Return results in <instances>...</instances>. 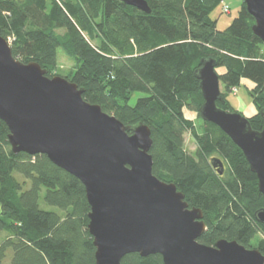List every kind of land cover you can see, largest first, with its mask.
I'll use <instances>...</instances> for the list:
<instances>
[{"label":"trees","instance_id":"1","mask_svg":"<svg viewBox=\"0 0 264 264\" xmlns=\"http://www.w3.org/2000/svg\"><path fill=\"white\" fill-rule=\"evenodd\" d=\"M146 1L150 14L121 0H0V36L15 59L39 64L50 78L59 76L62 49L76 63L66 79L84 90L86 102L126 127L150 128L153 174L175 184L190 209L202 210L207 230L200 243L237 241L264 255V224L255 218L264 208L257 175L218 126L202 120L200 132L187 115L201 118L195 73L211 59L225 69L217 71L225 100L218 106L235 112L229 96L242 79L252 81L258 113L248 120L263 130L264 43L253 32L255 19L244 0L225 30L211 18L223 0ZM135 93L143 97L130 105ZM187 134L195 154L185 148ZM8 136L0 119V264L10 252V264H95L84 185L46 155L14 153ZM214 158L223 162V174ZM122 263L164 264L160 255L137 253Z\"/></svg>","mask_w":264,"mask_h":264},{"label":"water","instance_id":"2","mask_svg":"<svg viewBox=\"0 0 264 264\" xmlns=\"http://www.w3.org/2000/svg\"><path fill=\"white\" fill-rule=\"evenodd\" d=\"M121 1L151 13L146 0ZM244 2L255 19L253 32L264 43V0ZM195 74L204 98L201 119L218 126L243 151L264 199V128L255 131L241 113L218 106L225 100L214 60H202ZM83 93L62 76L48 77L39 64L15 59L0 36V119L9 129L12 150L46 155L84 185L95 264H123L134 253L160 255L164 264H264L259 250L237 241L200 243L207 230L202 210L190 209L175 184L153 174L150 128L126 127L86 102ZM261 115L264 120L263 110ZM213 166L223 174L220 159L214 158ZM255 218L264 224V208Z\"/></svg>","mask_w":264,"mask_h":264},{"label":"rangeland","instance_id":"3","mask_svg":"<svg viewBox=\"0 0 264 264\" xmlns=\"http://www.w3.org/2000/svg\"><path fill=\"white\" fill-rule=\"evenodd\" d=\"M230 8L229 13H225L223 11L222 1L220 4L214 9L211 14V18L217 21V28L219 30H225L232 21L238 17L239 12L242 8L243 0H223ZM10 46L11 43L9 42ZM75 61L72 60L68 55L62 51V49L58 50V69L57 72L59 76L71 78L72 74L76 70ZM217 71L219 73L225 72L224 68H218ZM254 86L253 82L248 79H242L239 87L233 90V93L229 96V100L235 110V112L241 113L245 118H251L256 113H258V109L255 106L253 99L250 94V89ZM221 92L224 93V87L221 84ZM143 97V94L135 93L130 101V105H135L137 100ZM229 111V110H228ZM187 115L191 117L195 124L198 127V130L202 132V119L198 118L197 113L194 111H187ZM185 148L190 154H195L196 144L193 140V137L190 134L186 135ZM29 187V184L27 188ZM42 207H45L43 200L40 202ZM12 253L10 252L7 256V259L3 264L11 263Z\"/></svg>","mask_w":264,"mask_h":264},{"label":"built area","instance_id":"4","mask_svg":"<svg viewBox=\"0 0 264 264\" xmlns=\"http://www.w3.org/2000/svg\"><path fill=\"white\" fill-rule=\"evenodd\" d=\"M222 4H223V11L225 13H229L230 12L229 6L224 1H222Z\"/></svg>","mask_w":264,"mask_h":264}]
</instances>
